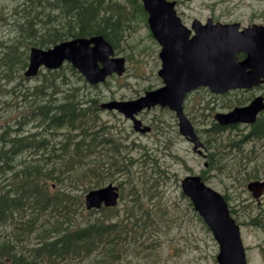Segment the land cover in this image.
Returning <instances> with one entry per match:
<instances>
[{
  "label": "trees",
  "instance_id": "16d2710c",
  "mask_svg": "<svg viewBox=\"0 0 264 264\" xmlns=\"http://www.w3.org/2000/svg\"><path fill=\"white\" fill-rule=\"evenodd\" d=\"M17 10L13 35L0 42V96L9 98V119L0 125V264L113 259L125 238L129 243L150 235L159 209L168 207L154 193L162 171L155 160L133 170L132 157L120 155L130 143L98 114L102 95L90 92L98 85L87 84L70 64L40 70L32 85L23 71L31 46L100 34L118 50L129 17L145 13L138 0H21ZM3 79L9 88H1ZM224 129L212 122L208 131L216 137ZM215 137L217 143L207 142L212 168L221 148L240 151L241 141L264 139V113L240 141L222 144ZM110 172L126 178L120 198L127 207L86 210L85 186L94 181L98 187Z\"/></svg>",
  "mask_w": 264,
  "mask_h": 264
},
{
  "label": "rangeland",
  "instance_id": "374dc122",
  "mask_svg": "<svg viewBox=\"0 0 264 264\" xmlns=\"http://www.w3.org/2000/svg\"><path fill=\"white\" fill-rule=\"evenodd\" d=\"M20 1L0 0V42L9 41L13 35L11 24L20 14L17 10ZM173 1L178 16L187 27L195 18L201 22L211 18L221 23H238L241 28L253 23L264 25V0ZM145 21L144 16L134 15L126 22L129 26L119 40L117 51L118 56L125 58V71L121 75L112 74L108 77L107 85L103 83L98 85V89H90L92 94L98 92L102 95L98 104L107 100L132 99L162 85L157 75L160 68V46L151 36ZM35 82V77L26 81L29 85ZM1 83V88H9L8 79H3ZM252 91L254 95L264 89H252L250 94ZM248 94L235 90L214 94L206 88H200L185 98L183 109L204 144L201 148L205 154L203 157L193 152L192 144L179 134L177 120L167 108L154 107L138 115L143 124L151 126L147 133L134 131L131 121L119 112L100 109L98 114L101 119L130 143L128 152L120 155L124 158L132 157L133 170L146 168L150 165L149 161H156L162 172L155 175L154 193L168 207L159 209L160 216L147 229L150 235L129 243L128 238H125L115 258L101 260L91 256L64 264H218L216 241L181 192L180 181L186 175L203 176L206 185L227 195L231 215L240 226L248 264H264V194L257 204L246 187L249 181L264 179V139L241 141L240 151L230 147L221 148L223 156H219L220 161L214 168L208 158L207 142L210 139L216 142L215 136L208 131L212 126L213 115L244 103ZM5 109H9V98L0 96V125L9 119V112L4 114ZM233 129L223 131L215 140L222 144L231 139L240 141V133L248 130L241 124ZM145 154L149 158L144 164ZM125 179L121 172H110V176L104 178L98 187L112 183L127 193L128 187L123 182ZM85 187L84 195L90 189L98 188L94 181ZM128 199L127 196L125 201ZM122 207H127V204L124 205V200L120 198L117 206L112 208L120 210ZM256 216L257 219L253 220Z\"/></svg>",
  "mask_w": 264,
  "mask_h": 264
},
{
  "label": "water",
  "instance_id": "95a60500",
  "mask_svg": "<svg viewBox=\"0 0 264 264\" xmlns=\"http://www.w3.org/2000/svg\"><path fill=\"white\" fill-rule=\"evenodd\" d=\"M148 14V26L161 46V68L158 75L164 85L149 90L144 95L126 101L110 100L101 108L117 109L133 121V128L147 132L135 114L155 105L168 107L175 112L179 131L194 143L193 150L201 146L194 129L183 113L185 95L206 86L211 92L223 93L232 88H251L264 82V25H250L239 30L238 23L205 24L192 22L194 35L176 15L174 2L167 0H142ZM244 52L238 60L236 53ZM112 46L102 36L80 37L60 42L48 49L32 47L24 75H35L40 67L57 69L68 61L90 84L104 82L112 72L124 71V59L113 57ZM264 109L263 97H255L248 105L220 112L214 118L221 125L237 122L252 123L256 114ZM201 153V151H198ZM182 191L202 217L219 244V264H247L239 226L230 216L227 203L216 191L206 186L199 176H186L181 181ZM247 188L254 197L264 189V181H251ZM117 186L111 183L88 191L84 196L87 209L114 206L117 203Z\"/></svg>",
  "mask_w": 264,
  "mask_h": 264
},
{
  "label": "bare ground",
  "instance_id": "6f19581e",
  "mask_svg": "<svg viewBox=\"0 0 264 264\" xmlns=\"http://www.w3.org/2000/svg\"><path fill=\"white\" fill-rule=\"evenodd\" d=\"M60 1V0H59ZM54 6V5H53ZM41 7V6H40ZM49 8V7H48ZM86 10V9H85ZM87 11V10H86ZM23 14V13H22ZM21 16V15H20ZM34 16V15H33ZM31 19V18H30ZM55 20V19H54ZM18 28V27H17ZM22 36V35H21ZM13 39V38H12ZM32 47V46H31ZM38 47V46H36ZM55 99V98H54ZM57 119V118H56ZM65 120V119H64ZM50 123V122H49ZM57 126V125H56Z\"/></svg>",
  "mask_w": 264,
  "mask_h": 264
},
{
  "label": "flooded vegetation",
  "instance_id": "af4514ba",
  "mask_svg": "<svg viewBox=\"0 0 264 264\" xmlns=\"http://www.w3.org/2000/svg\"><path fill=\"white\" fill-rule=\"evenodd\" d=\"M237 91H242V90H237ZM260 202H261V200H258L257 204H259ZM258 207H261V206H258Z\"/></svg>",
  "mask_w": 264,
  "mask_h": 264
}]
</instances>
